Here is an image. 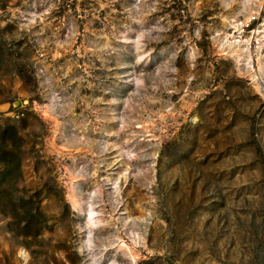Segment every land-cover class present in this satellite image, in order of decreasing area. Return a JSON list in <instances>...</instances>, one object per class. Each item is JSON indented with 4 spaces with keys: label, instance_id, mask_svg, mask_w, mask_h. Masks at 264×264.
<instances>
[{
    "label": "rangeland",
    "instance_id": "obj_1",
    "mask_svg": "<svg viewBox=\"0 0 264 264\" xmlns=\"http://www.w3.org/2000/svg\"><path fill=\"white\" fill-rule=\"evenodd\" d=\"M262 7L0 0V264H264Z\"/></svg>",
    "mask_w": 264,
    "mask_h": 264
},
{
    "label": "bare ground",
    "instance_id": "obj_2",
    "mask_svg": "<svg viewBox=\"0 0 264 264\" xmlns=\"http://www.w3.org/2000/svg\"><path fill=\"white\" fill-rule=\"evenodd\" d=\"M246 2L248 1L242 3L246 6ZM237 15L225 19L229 32L219 34V37L224 38L222 49L224 51L229 50L230 53H232L231 57L238 61L237 63L240 67L244 66L246 63V65L249 66V70L252 68V71H255V67L251 65L258 63V70L255 72L256 76L254 77V80L260 88L261 85H263V82H261L259 74L264 76V29L263 31H258V35L255 34L253 37L247 36L248 32L245 31L239 23H236V21H240L237 20ZM250 20L251 18L249 17L244 20L249 21L247 22L248 27L251 26ZM254 53H257L256 56L258 55V62H256ZM2 111H5V109ZM110 135H112V133ZM102 222L100 215L95 211L93 205H91L87 215L88 226L91 229H96ZM86 243L88 247H91L93 245V237L89 235L86 239ZM123 246H125V244Z\"/></svg>",
    "mask_w": 264,
    "mask_h": 264
},
{
    "label": "built area",
    "instance_id": "obj_3",
    "mask_svg": "<svg viewBox=\"0 0 264 264\" xmlns=\"http://www.w3.org/2000/svg\"><path fill=\"white\" fill-rule=\"evenodd\" d=\"M264 7L260 10L259 13L254 14L253 17H251V26L248 27L249 21H236V23L240 24L242 28H244L245 31L248 32V35L253 37L255 34L258 35V31H262L264 29ZM262 28V29H261ZM261 29V30H260Z\"/></svg>",
    "mask_w": 264,
    "mask_h": 264
}]
</instances>
